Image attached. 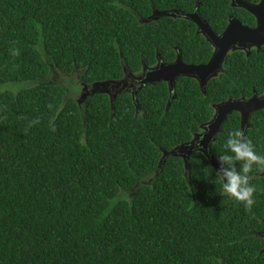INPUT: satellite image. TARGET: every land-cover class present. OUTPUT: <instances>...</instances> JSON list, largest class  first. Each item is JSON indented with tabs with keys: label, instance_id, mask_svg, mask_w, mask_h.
I'll list each match as a JSON object with an SVG mask.
<instances>
[{
	"label": "trees",
	"instance_id": "trees-1",
	"mask_svg": "<svg viewBox=\"0 0 264 264\" xmlns=\"http://www.w3.org/2000/svg\"><path fill=\"white\" fill-rule=\"evenodd\" d=\"M229 2L0 0V83L35 81L53 68L91 85L178 52L185 63H204L212 46L193 21L143 19L196 9L220 33ZM222 66L205 93L178 77L170 101L165 81L138 89L136 101L122 91L113 107L105 92L81 104L65 98L55 82L0 91V264H264L254 234L264 228V174L254 173L246 210L222 192L202 151L190 153L187 167L180 156L161 158L201 131L213 103L264 94V46L230 51ZM236 128L232 111L209 145L217 162ZM245 134L264 152V108L250 114Z\"/></svg>",
	"mask_w": 264,
	"mask_h": 264
},
{
	"label": "water",
	"instance_id": "water-1",
	"mask_svg": "<svg viewBox=\"0 0 264 264\" xmlns=\"http://www.w3.org/2000/svg\"><path fill=\"white\" fill-rule=\"evenodd\" d=\"M239 5L257 16L256 25L253 27L243 25L239 20L233 18L228 21L220 33H215L205 20L201 18L196 9L192 12H182L177 9L153 10L147 18L143 19L144 21L155 20L160 16L183 17L193 21L197 26L196 32L201 33L212 46V54L208 61L198 64L185 63L182 60L180 52L176 54L175 59L172 61L166 62L158 58L157 63L153 66H147L143 63L141 73L134 76L136 78L135 87H126L125 81L128 75H130L126 71L125 76L119 80L100 81L92 83L91 85L82 84V90L88 86L90 88H88V92L86 91V93L82 94V99H79L78 103H82L87 94L97 91L108 94L112 107L116 94L122 91H129L134 101H136L135 95L138 89L144 85L154 84L159 81H165L167 83L169 91L171 92L170 101L175 97L173 93L175 80L181 76L194 78L198 82L201 91L205 93L207 81L215 77L218 73L223 72L222 63L230 51L244 50L248 54L251 47H255L258 51L264 46V0H261L259 5H253L241 0L239 1ZM212 108L213 115L207 122L200 125L201 132L195 133L187 143L175 146L170 150H162L161 158L180 156L184 161L185 167H187L190 153L194 151L195 140L199 136H203L201 151L209 159L211 166L217 170L220 164L209 154V145L215 140L225 117L232 111L238 112L240 115V128L245 131L248 127L250 114L258 109L264 108V94L257 95L254 92L248 98L243 96L240 98H227L226 100L213 103Z\"/></svg>",
	"mask_w": 264,
	"mask_h": 264
},
{
	"label": "clouds",
	"instance_id": "clouds-1",
	"mask_svg": "<svg viewBox=\"0 0 264 264\" xmlns=\"http://www.w3.org/2000/svg\"><path fill=\"white\" fill-rule=\"evenodd\" d=\"M11 53L18 55V49H11ZM202 140L203 136L195 140L194 151L202 150ZM222 148L217 155L220 167L216 170L215 180L220 182L224 194L250 210L257 191L251 180L256 171L264 172V152L257 151L252 139L241 128L227 133Z\"/></svg>",
	"mask_w": 264,
	"mask_h": 264
},
{
	"label": "rangeland",
	"instance_id": "rangeland-1",
	"mask_svg": "<svg viewBox=\"0 0 264 264\" xmlns=\"http://www.w3.org/2000/svg\"><path fill=\"white\" fill-rule=\"evenodd\" d=\"M44 81L55 82L61 85L65 89V98H72L77 101L78 99H80V94L82 92V84L78 81V75L75 72L68 75L62 74L53 68H50L46 76L38 78L35 81H10L0 83V91L17 92L18 90L31 86L37 82Z\"/></svg>",
	"mask_w": 264,
	"mask_h": 264
},
{
	"label": "flooded vegetation",
	"instance_id": "flooded-vegetation-1",
	"mask_svg": "<svg viewBox=\"0 0 264 264\" xmlns=\"http://www.w3.org/2000/svg\"><path fill=\"white\" fill-rule=\"evenodd\" d=\"M239 1L241 0H230L229 2V5L230 7L233 9L228 15H227V23L230 19H237L239 20L243 25H248V23H251L253 24V26L256 25V22H257V16L249 11H247L245 8L241 7L239 5ZM247 3H250V4H253V5H259L261 3V0H243ZM239 9H242L244 10L246 13H248V15L250 16H246L244 15V13H242ZM256 10V9H255ZM258 11V10H257ZM263 12H264V7H263ZM202 18V17H201ZM203 19V18H202ZM227 25V24H226ZM253 26H250V27H253ZM216 33V32H215ZM252 48V47H251ZM250 48V49H251ZM126 73H130V75H128V77L126 78V81H125V85L126 87L128 88H131L132 86L135 87L136 86V78L134 76L136 75H139V74H133L131 72H127ZM125 76V75H124ZM89 86L86 88V89H83L82 92H81V96H80V99H82V94L86 93V91L88 90L89 91ZM87 91V92H88ZM79 100V99H78ZM202 131V129H201ZM200 131V132H201ZM199 133V132H197ZM264 174V172H261V175ZM263 222H264V217L261 219ZM254 234L257 236V239H259V241L261 242L262 241V247L259 251H264V228H261V229H258V230H255L254 231Z\"/></svg>",
	"mask_w": 264,
	"mask_h": 264
}]
</instances>
